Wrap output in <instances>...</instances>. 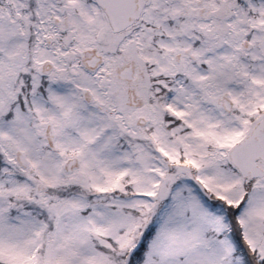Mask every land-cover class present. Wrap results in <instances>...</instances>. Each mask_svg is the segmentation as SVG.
<instances>
[{
  "label": "snow or ice",
  "instance_id": "obj_1",
  "mask_svg": "<svg viewBox=\"0 0 264 264\" xmlns=\"http://www.w3.org/2000/svg\"><path fill=\"white\" fill-rule=\"evenodd\" d=\"M0 264H264V0H0Z\"/></svg>",
  "mask_w": 264,
  "mask_h": 264
}]
</instances>
